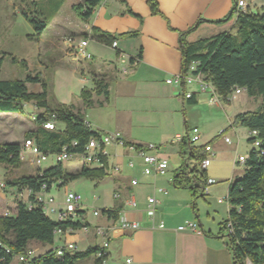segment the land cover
I'll use <instances>...</instances> for the list:
<instances>
[{
    "label": "trees",
    "instance_id": "16d2710c",
    "mask_svg": "<svg viewBox=\"0 0 264 264\" xmlns=\"http://www.w3.org/2000/svg\"><path fill=\"white\" fill-rule=\"evenodd\" d=\"M24 1V0H20ZM64 1V0H63ZM102 0H83L73 6L80 19L86 21L93 9ZM124 2V0H121ZM151 14L161 15L155 0H145ZM236 3V0H234ZM23 16L32 24L35 34L41 35L49 22L38 21L28 16ZM234 17V23L230 30L221 31L208 37L188 41L187 36L196 30L200 24L209 23L221 25ZM92 35L97 34L95 27L91 28ZM101 34L99 40L110 47L113 40L124 35ZM179 50L181 52L180 72L184 73L191 63H195V71L201 72L205 80L210 82L223 100L230 92L237 88H243L251 98H259L260 102L254 110L237 113L233 116L232 125H239L248 130L257 131L259 145L257 148L250 146L246 152L243 163V174L229 183L227 217L221 223L216 237L225 239L231 253L233 264H244L247 258L252 264H264V8L256 13L236 12L235 6L223 18L215 21L198 19L196 23L184 32L179 33ZM117 54V51H116ZM140 54L130 57L138 59ZM27 83H40L42 91L33 93L27 90ZM92 91L82 90L83 103L91 104L90 96L106 95V85L94 80ZM46 83L38 76H26L24 79L1 80L0 79V112L22 113L24 103L34 101L36 106L43 111L34 115L37 127L28 132L26 139L33 138L39 149L45 153L60 152L63 147L68 151L81 152L90 137L98 135L85 122L80 112H73L70 107L63 104L49 106L46 101ZM195 96L187 100L189 104H195ZM52 121L63 123L64 128L47 130L43 124ZM248 137V142H251ZM136 148L139 144L125 143ZM18 143H3L0 145V163L17 165L20 160ZM178 153L181 165L175 172L172 184L174 188L189 191L192 207L195 209V200L204 196L202 189L207 179L206 170L200 168V162L206 157L204 145H194L187 141L186 133L178 145ZM103 167L91 168L83 166V162H72L80 166L73 172L63 171L60 163L47 168H42L41 173L22 174L16 178L4 181L5 189L20 190L27 188L33 193H39L42 185L46 191L51 187L61 188L70 180L78 177L101 178L106 175L108 161L106 156L102 158ZM1 188V186H0ZM119 206L111 209H101L108 218H115ZM227 218L231 221V233H225L224 223ZM87 222L58 221L42 210V204L31 194L27 202L19 201L13 215L0 217V264H11L14 256L28 247L29 242L36 241L42 244H52L56 227L80 229L88 226ZM98 250L97 246L86 248L82 251L64 252L57 256L55 249L49 248L36 254L28 262L17 264H76L90 254ZM103 259L95 260V264H101Z\"/></svg>",
    "mask_w": 264,
    "mask_h": 264
},
{
    "label": "crops",
    "instance_id": "0c3cea01",
    "mask_svg": "<svg viewBox=\"0 0 264 264\" xmlns=\"http://www.w3.org/2000/svg\"><path fill=\"white\" fill-rule=\"evenodd\" d=\"M155 1L161 15L151 14L145 0H124V2L121 0H102L93 9L91 16L86 21H83L85 24L81 28V32L89 39L87 47L91 55L86 60L87 62L81 66V69L82 71L84 69L90 70L94 80H101L106 85L107 91L106 98H103L101 94L95 95L92 93L89 98L92 102L99 103L101 99H140L142 102L141 108L144 109L143 111L155 110L157 112V110L163 108L165 111L167 110L169 113L171 112V114L175 115L173 121L177 123L175 124L176 130L173 139L166 138L163 141H170V146L161 149L154 142L148 141L145 144L129 140L130 132H124L125 127L128 129L131 128L130 124L132 121L129 116L124 119V123L122 122L114 128H104L98 123V120L92 119L93 115L91 114V116L87 112L88 107L83 103V100L77 103V111L83 113L85 121L93 130L98 132H120L125 142L130 144H139L142 146L154 144L160 148V155L167 159L168 167L170 165L176 167L174 168L172 176L165 175L166 173L164 174L165 176H144L142 174L143 166L140 159L134 153H128L123 148L126 155L135 162L131 168L137 169V172L131 171L127 176L114 173L113 182L118 186V190H114L113 195L117 194V197H113L115 200L112 203L104 204L102 208L97 209H111L119 206L118 212L126 214L132 220L138 221L140 228L134 232H124L121 230L111 232L104 264H233L232 256L225 239L216 237L224 219L218 222V229L213 230L209 225L204 224L196 212H194L189 191L173 187V176L181 165V159L178 153V145L181 140L174 141V137L179 136L182 139L190 128L186 126L187 117L185 115L183 128L177 116L180 105L183 107L187 100L183 98L181 89L167 84L165 80L178 73L181 68L179 33L192 27L200 18L211 21L223 19L235 6V2L234 0ZM244 1L247 3L245 12L256 13L264 8V0ZM233 23L234 17L221 25L209 23L200 24L196 30L187 36V40L194 41L198 38L214 35L219 31H228L231 29ZM92 27L98 30L97 34L94 33L92 35ZM126 33L136 34L117 37L115 39L117 40L116 49L106 46L98 38L102 36L101 34L118 36ZM92 48H95L96 51L92 50ZM117 50L123 51L128 57H135L137 54H140V56L136 64L129 65L126 71L122 72L120 70L121 65L116 59ZM99 52L107 58L98 55ZM92 83L94 84V81ZM189 91L195 92V104L203 100L200 99L202 95L196 93L197 87ZM223 101H227V105L231 104L229 99H221V101L219 99L216 103L218 105L214 106L223 109ZM247 102L250 103V99ZM208 104H211L209 99ZM250 110L254 109L251 107ZM184 111H187L185 107ZM237 113L240 112H236L235 110L230 115H226L225 118L228 122L227 126L231 127L233 132L237 131L239 127L242 128V126L232 125L231 123L233 116ZM243 128L246 130V140H248V129ZM202 129L200 141L194 145L210 144L213 151L218 152L219 148H215L216 145L214 142L222 138L217 142V146L223 149L230 147L231 154L228 155V159L233 160L236 142L226 144L223 137H220L222 135H216L217 131L208 134L204 128ZM183 131L185 132L184 135L182 134ZM169 137L172 136L170 135ZM157 141L159 143L162 140L159 138ZM237 141L239 146V139ZM109 147L111 150L109 151L108 148L106 150L108 151V171L111 170L113 172L117 170V165L120 164L121 157L119 155L117 156L116 146ZM242 174L243 166L242 171L236 175L240 177ZM134 178L138 180V183L131 185L130 180ZM214 179L216 180L215 184L220 182L218 180L219 178ZM232 180H234L233 177L224 180L226 182V192L218 199H223L227 195L228 186ZM205 195H208V193ZM147 197H154L157 201L154 206L153 222L150 220L147 212ZM129 199L135 201V208L127 204ZM218 199L217 204H222L223 202L219 203ZM97 200L98 197L93 196V201ZM84 205L86 206L85 200ZM189 209L193 210L194 215L189 213ZM93 220V227L105 223L103 218L95 217ZM187 221L195 222L202 233L197 234L188 230H177L178 226L183 225ZM159 222L164 224L163 229L157 228ZM87 223L89 224V222ZM82 232L80 234L77 233V239L74 235L75 233L66 238L68 241H77V251H82L98 244L97 241L91 242L90 237L87 235L88 231ZM92 238L97 239L94 232ZM126 259H130V262L127 263ZM94 262L95 257L93 259Z\"/></svg>",
    "mask_w": 264,
    "mask_h": 264
},
{
    "label": "rangeland",
    "instance_id": "374dc122",
    "mask_svg": "<svg viewBox=\"0 0 264 264\" xmlns=\"http://www.w3.org/2000/svg\"><path fill=\"white\" fill-rule=\"evenodd\" d=\"M79 0H0V79L14 80L24 79L26 76H38L40 80L46 83V101L49 106L63 104L67 107L71 106L73 112H77V103L83 98L82 90L92 91L94 89V77L90 70L84 69L81 66L86 63L87 59L77 61L76 50L77 42L86 36L81 32L85 22L80 19L73 6ZM82 1L80 0L79 3ZM26 12L29 17L38 21L49 22L46 29L41 35H36L32 24L23 16ZM221 32V31H219ZM88 50V47H87ZM92 50L96 49L92 48ZM98 55L107 58L105 55ZM27 90L33 93H40L42 86L40 83H27ZM195 88V85H189L186 89L189 91ZM202 95L198 104L185 103L183 107H179L177 116L179 117L182 128L184 127V117L186 116V126L193 128L198 126L204 128L208 134L216 132V135L230 136L232 142L240 141L237 154H243L247 151L251 143L246 140V130L239 127L233 132L231 127L227 126L226 115L231 112H245L255 109L259 102V98L249 97L245 91L239 94H231L228 99L231 101L227 105V101H223V109L208 104L209 95ZM103 98L106 95L101 94ZM114 96V94H113ZM111 96V97H113ZM250 99V103L247 102ZM94 100V99H92ZM101 102L95 103L91 101L88 105L89 114L92 119L98 120L104 128H114L115 126L124 123V119H131L130 129L126 128L124 132H130L129 140L138 143H147L148 141L157 143L162 149L170 146V141L163 142L166 138L173 139L175 134V124L173 119L174 114L169 113L165 109L143 111L141 108L142 102L140 99H101ZM221 101V99H220ZM103 104V106H102ZM198 105V106H195ZM256 106V107H255ZM24 112L22 113H2L0 112V145L3 143H18L21 149L28 132L34 130L37 124L33 120L34 115L43 111L42 108L36 106L34 101H27L23 105ZM130 107V108H128ZM187 109V111H184ZM128 108V109H127ZM225 110V111H224ZM79 112V111H78ZM83 115V113H81ZM185 115V116H184ZM143 121V122H142ZM57 130L64 128L63 123H55ZM197 127V128H198ZM122 128V126H120ZM201 133V129H199ZM130 130V131H128ZM203 130V129H202ZM183 131V135H184ZM222 133V134H221ZM124 134V133H123ZM172 137H169V136ZM162 140L158 143L157 140ZM222 138L215 140L214 154L210 157L211 163L206 168V176L220 180L215 185L209 186L208 195L198 197L195 200L194 212L200 217V220L209 225L213 230L218 229V222L226 219L228 203L223 201L222 204H217V199L222 197L226 192V182L224 180L231 177L238 178V172L242 171V165L233 167L232 160L228 159L230 147L223 149L217 146V142ZM170 140V139H169ZM112 147V146H111ZM117 156L121 157V162L117 165V172L106 170V175L101 178L78 177L70 180L65 187L56 188L53 186L45 197H52L55 203L60 202L64 188H68L82 195L85 200V219L84 222H89L87 235L91 242H98V239L93 236V222L95 217L92 216V208H102L104 204H110L113 199L114 190L118 188L113 182V174H121L127 176L132 169L128 166L129 160L135 163L124 152L123 147L116 146ZM110 151V147H107ZM106 148V150H107ZM108 152V151H106ZM112 157V156H111ZM108 161V156L106 157ZM111 160V158H110ZM52 156L42 164V168H47L54 165ZM109 164V163H108ZM63 171L73 173L77 171V164L66 161L61 164ZM91 168H100L99 165H93ZM165 175L172 176L174 165H170ZM36 168L29 161V155H26L24 160L17 165L0 163V183H4L6 179L16 178L22 174H34ZM164 175V176H165ZM223 180V181H221ZM118 190V189H117ZM93 196L98 197L97 201H93ZM18 195L12 189L0 188V217L12 215L15 213L16 199ZM197 201V202H196ZM189 213L194 215L193 210L189 209ZM50 217L55 218L54 215ZM83 233L80 230L75 231ZM76 245H77V241ZM63 240L55 236L53 243L40 244L36 241H31L28 248L32 249L35 254L44 252L45 250L62 245ZM85 245L84 243H81ZM79 244V245H81ZM78 245V246H79ZM82 247V246H81ZM93 254L80 259L76 264H95L93 263ZM11 264H17V258L14 257Z\"/></svg>",
    "mask_w": 264,
    "mask_h": 264
},
{
    "label": "built area",
    "instance_id": "2783aa9c",
    "mask_svg": "<svg viewBox=\"0 0 264 264\" xmlns=\"http://www.w3.org/2000/svg\"><path fill=\"white\" fill-rule=\"evenodd\" d=\"M247 7V3L244 0H236L235 8L236 12H245ZM89 43L88 37L80 39L77 42V50L76 57L77 61L89 59L91 57L90 53L87 50V46ZM112 49L117 48V40H113L110 46ZM117 62L121 65L120 70L122 72L126 71V68L129 65L136 64L137 59L134 58L130 61V57H128L123 51L117 50L116 54ZM195 63H191L187 70L184 73L180 71L165 80V82L169 85H173L178 87L182 91L183 98L188 100L195 92L188 91L186 89L189 85H195L197 87L196 93H205L209 95L210 103L213 105L216 104V99H222L221 96L218 95L215 88L212 86L210 82L205 80V76L201 72L195 71ZM241 91H244L243 88H237L234 91L230 92L229 95L225 98L228 100V97L231 94H239ZM54 124L52 121H48ZM86 122V121H85ZM87 123V122H86ZM222 134V133H221ZM257 131L254 129L248 130V137L251 140V146L257 148L259 144H257ZM187 140L193 144H197L200 141L201 133L199 132L197 127L191 128L186 134ZM181 138L179 136L174 137V141H180ZM223 140L226 144H232V139L228 136H224ZM123 135L120 132H98V135L90 137L87 143L84 146V149L81 152H71L67 150V147H63L60 152L48 154L39 149L36 145L33 138H30V144L27 149H19L18 158L23 161L26 155H29V161L31 164L35 166L36 173H41L42 164L48 160L50 156L53 157L55 164L69 161V162H83V166L91 167L93 165H99V167H103V157H107L106 148L109 146H121L126 149L128 153H134L142 163V174L144 176H162L166 173L168 168L167 159L163 158L160 155V148L154 144H147L141 146L139 148L134 147L133 145H126ZM237 146L238 141L235 143V156L232 160V165L235 167L236 165H243L246 159L245 154H237ZM204 150L206 152V157L201 160L200 168L206 170L211 161V156L214 154L213 148L210 144H204ZM129 167L133 166V162L129 160ZM138 183L137 179H131L130 184L136 185ZM216 183V180L211 177H207L205 181V185L202 189L204 194L208 193L209 186ZM67 185V184H66ZM64 185L63 187H65ZM52 188V187H51ZM50 188V189H51ZM62 188V187H61ZM5 189V185L3 183V190ZM17 193L18 197L16 199V204L21 202H27L28 197L32 194L34 198L42 204V210L45 214L54 215L55 219L58 221H81L84 222L85 219V205L82 198V195L78 192L70 190L68 188H64L62 199L60 202L55 203L52 197H45L46 191L44 185L41 187V191L39 193H33L31 190L27 188H21L20 190H13ZM159 191L162 192L161 189ZM114 198L117 197V194L113 195ZM226 201L228 203V196L226 195L223 199H218V202L221 203ZM156 199L154 197H147V212L150 220L153 222V214L155 210ZM127 204L135 208L136 203L133 199H129ZM16 211V207H15ZM92 216L96 218H103L105 220L104 224H98L93 227L94 235L98 239V250L93 254L95 260L103 259L101 264H104L107 256V250L109 247V237L111 232L114 230H121L124 232H134L140 228V223L136 220L130 219L126 214L118 212L115 218H108L105 213H102L101 209L92 208ZM13 215V214H12ZM5 216L7 213H5ZM225 233H231V221L227 218L224 223ZM158 229H163L164 224L159 222L157 225ZM88 226H82L80 229H73L71 227L61 228L56 227L53 234L54 237L58 236L63 240V244L59 245L55 248V254L57 256L63 255L64 252H74L77 251V246L75 242L66 240L67 236H71L75 233L76 230H82L84 232L88 231ZM179 231H191L197 234H201V230L195 222H185L183 225L177 227ZM35 252L28 247L23 251L17 253L14 257L17 258V262H28L34 256ZM126 262H130V259H126ZM244 264H252L247 258L244 259Z\"/></svg>",
    "mask_w": 264,
    "mask_h": 264
},
{
    "label": "bare ground",
    "instance_id": "6f19581e",
    "mask_svg": "<svg viewBox=\"0 0 264 264\" xmlns=\"http://www.w3.org/2000/svg\"><path fill=\"white\" fill-rule=\"evenodd\" d=\"M219 99H216V103L218 102ZM43 127L47 130H53L55 128V125L52 124L51 122H46L43 124ZM30 144V138L25 139L23 146L25 149H27V147H29ZM257 144H259V140L257 139ZM1 188H3V183H0Z\"/></svg>",
    "mask_w": 264,
    "mask_h": 264
}]
</instances>
